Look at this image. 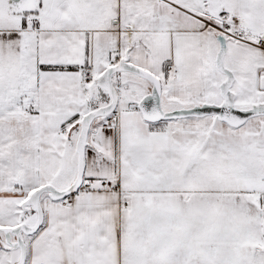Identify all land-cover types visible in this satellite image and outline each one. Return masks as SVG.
Masks as SVG:
<instances>
[{"label":"snow or ice","instance_id":"snow-or-ice-1","mask_svg":"<svg viewBox=\"0 0 264 264\" xmlns=\"http://www.w3.org/2000/svg\"><path fill=\"white\" fill-rule=\"evenodd\" d=\"M0 264H264V0H0Z\"/></svg>","mask_w":264,"mask_h":264}]
</instances>
